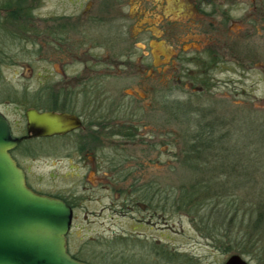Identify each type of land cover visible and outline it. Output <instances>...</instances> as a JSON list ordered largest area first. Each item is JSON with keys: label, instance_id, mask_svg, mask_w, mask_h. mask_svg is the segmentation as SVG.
Here are the masks:
<instances>
[{"label": "rangeland", "instance_id": "obj_1", "mask_svg": "<svg viewBox=\"0 0 264 264\" xmlns=\"http://www.w3.org/2000/svg\"><path fill=\"white\" fill-rule=\"evenodd\" d=\"M7 1L16 8L26 5L24 0H0V6ZM26 2H31L37 20L60 5V0ZM237 2L246 8L256 6L258 10V7H264V0ZM252 13L250 18H245L246 12H233L235 23L227 24L225 34L229 37L236 34L240 23H236L237 19H243L241 22L248 29L247 20L255 18L257 11L246 14L247 17ZM21 22L16 20V23ZM25 31L26 28L15 27L9 28L5 35L0 34V48L6 53L5 63L0 67V112L12 125L16 136L25 134V108L38 105L36 93L41 69L38 37L35 44L24 47L28 49L25 52L19 43L26 38ZM252 33L249 44L255 48L257 44L263 46L261 26ZM260 71L255 68L243 77L234 66V72L218 74L220 83L217 86L210 84L201 93L187 89L183 81L177 84L179 88L172 95L163 97L173 101V107L150 111L145 121L143 117L140 130L144 127L150 130L154 144L138 141L124 150L117 147L116 152L112 145L106 148L111 150L107 153L110 156L122 153L119 169L127 170L128 174L110 173L102 152H95L94 157L89 154L84 159L85 164L80 159L76 165V159L68 158L70 148L65 140L27 141L16 148L14 158L26 173L32 191L63 197L75 204L77 217L70 232V253L92 264H187L189 258L191 264H224L233 254L240 255L247 264H264V257L258 256L257 251L252 250L253 254L246 256L219 249L197 229L198 219L193 222L173 206V196L178 189L190 187L193 181L201 178L202 170H205L203 165L195 170L186 160L190 154L194 156L190 146L196 140L203 141L210 132L216 138H223L224 155L220 153L219 157L228 155L235 141L246 144L247 152L251 153L253 164L246 170L252 178L231 182L230 192L234 187L264 188V76ZM146 96L143 92L128 91L123 99L126 102L135 100L138 106H144L150 103ZM159 102H162L161 97ZM229 154L232 155V150ZM208 155L203 152L201 159ZM87 163L89 168L85 166ZM226 171L229 175L234 174L229 168ZM139 199H145L148 206L136 204ZM231 199H224L225 203ZM219 201L222 203L223 200ZM156 206L157 221L151 219V211ZM163 250L186 256L168 261V254L161 253Z\"/></svg>", "mask_w": 264, "mask_h": 264}, {"label": "flooded vegetation", "instance_id": "obj_2", "mask_svg": "<svg viewBox=\"0 0 264 264\" xmlns=\"http://www.w3.org/2000/svg\"><path fill=\"white\" fill-rule=\"evenodd\" d=\"M10 3L0 6V34H7L9 28H26V38L19 40L21 50L28 52L24 47L35 44L38 37L41 63L38 105L25 108V134L16 136L8 121L14 136L27 134L26 112L30 109L70 116L74 124L61 134L18 143L9 154L19 168L14 152L23 142L57 139L68 143V158L76 159V165L80 159L85 164L89 154L94 157L95 152H102L110 173H126L119 169L122 153L110 156L106 148L112 145L116 152L138 141L154 144L151 131L140 130L143 117L145 121L150 111L173 107V101L163 97L172 95L177 84L183 81L187 89L201 93L210 84L217 86L218 74L234 72V66L243 77L255 68L264 76V45L249 44L252 31L260 26L264 30V7L246 8L237 0H60L57 8L37 20L31 2L24 0L26 5L18 8ZM237 11L257 14L247 20L248 29L243 19H237L239 29L229 37L225 28L235 23L232 13ZM246 14L250 18L254 13ZM5 57L0 48V67ZM128 91L145 93L150 103L139 107L135 100L124 101ZM85 166L89 168V163ZM52 198L72 210L66 250L82 262L69 251L76 206L66 198ZM139 201L136 204L148 206L145 199ZM151 219H158L157 206Z\"/></svg>", "mask_w": 264, "mask_h": 264}, {"label": "water", "instance_id": "obj_3", "mask_svg": "<svg viewBox=\"0 0 264 264\" xmlns=\"http://www.w3.org/2000/svg\"><path fill=\"white\" fill-rule=\"evenodd\" d=\"M27 134L14 136L0 112V264H87L66 250L72 210L63 201L33 192L9 154L22 140L61 134L73 118L52 112H26ZM224 264H247L233 254Z\"/></svg>", "mask_w": 264, "mask_h": 264}, {"label": "trees", "instance_id": "obj_4", "mask_svg": "<svg viewBox=\"0 0 264 264\" xmlns=\"http://www.w3.org/2000/svg\"><path fill=\"white\" fill-rule=\"evenodd\" d=\"M207 134L202 142L196 140L190 146V152L194 156L190 154L186 160L191 168L198 170L203 165L205 170H202L201 178L193 181L190 187L182 186L178 189L173 196L175 197L173 206L176 211L184 212L193 222L198 219L200 225H196L197 229L203 231L219 249L225 252L236 251L246 256L252 255L253 250L259 252L258 256L264 257V188L234 187L231 192L229 190L231 182L249 181L252 178L250 172L246 170L253 164V161L250 162L251 153L247 152L246 144L235 141L234 148L229 149V153L232 150V155L228 153V156L225 153L224 157H219L220 153L224 155L222 153L225 144H222V136L216 138L212 132ZM201 152L210 155L206 156L207 159L202 158L205 159L204 162L201 159ZM256 152H259L258 149ZM228 168L234 170V174L231 171L229 175L226 171ZM229 197L232 199L226 204L224 199ZM219 200H223L222 203ZM218 210L216 214L215 211ZM161 253L168 254V261L186 256L165 250ZM186 263L191 264V259H186Z\"/></svg>", "mask_w": 264, "mask_h": 264}]
</instances>
